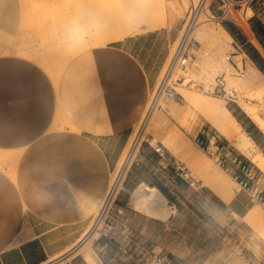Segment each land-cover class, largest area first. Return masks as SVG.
<instances>
[{"label": "rangeland", "instance_id": "374dc122", "mask_svg": "<svg viewBox=\"0 0 264 264\" xmlns=\"http://www.w3.org/2000/svg\"><path fill=\"white\" fill-rule=\"evenodd\" d=\"M20 1L23 10L22 21L14 22L13 34L6 44L0 47V54L24 56L40 64L38 60L28 56L29 52H35L47 58H57V66L60 69L62 66H65L64 69L69 68L70 62L81 51L106 45L123 37L117 36L111 40L109 37L112 33L118 35L127 32L125 35H130L152 29L150 24L160 22L157 27L165 24L168 12L166 0H122L125 4L119 3L118 0ZM196 1L197 4L194 5L193 0H185L189 16L173 49L175 52L186 33L190 14L200 13L202 17L196 27L194 26L190 37V42H194V45L187 65H180L182 72L169 83L175 93L180 91L178 97L172 98L164 91L156 114L134 152L122 186L105 218V222L112 226V232L109 236L99 235L91 245L92 252L97 255V244L103 239H112L116 251L114 258L118 264H264V219L245 214L229 190L232 189L235 194L242 190L263 211L264 206L197 143V135L204 126L218 131L222 137L228 139L208 116L204 104L206 100L227 106L239 122L248 124L247 128H253L251 118L259 124L253 111L249 112L247 106L254 109L258 117L264 120V95L259 94L264 85V75L255 71L253 80L245 76L253 65L264 73V0H258L259 2L252 6L253 10L245 5L244 16L240 14V7L237 5L222 6L218 0H207L204 5V0ZM135 3L144 5L147 15L142 17L134 10L128 19V13L133 11ZM89 8L100 13L94 11L95 14H90ZM102 10L104 11L101 12ZM105 10L108 15L112 13L114 16L122 12L126 14L127 19L119 23L120 26L113 32H100L99 26L96 28L93 22H98V19H101L99 23L102 22V13ZM83 11H86V14ZM83 16L86 20L89 18L93 21L95 17L96 19L90 23L89 20L83 21ZM163 17L164 21L161 22ZM78 24L84 26L85 32ZM204 26L213 29L216 35L220 34V38L214 40L209 37ZM222 26L234 32L233 34L229 30L233 38L229 39L222 33ZM97 29L98 32L95 31ZM97 39L100 42L98 44ZM225 54L237 61L238 68ZM63 73L64 71L59 85L55 83L59 94V119L63 118ZM166 77L162 78L163 81ZM186 79L187 82L184 83ZM153 98L154 94L151 103ZM259 126L264 130L260 124ZM242 131L253 140V136H261L258 132L252 135L241 124V129L234 131L232 139H228L229 144L253 161V153L264 154V141L262 147L254 140L248 148H244L237 139ZM134 134L136 135V131ZM151 145L160 149L161 159L165 157L163 163L159 162V157L155 155ZM143 147L148 151L150 158L148 164L143 163L141 167L135 161L138 160ZM178 162L187 164L193 172V178L190 180L194 181V185L182 193L174 187L176 176L185 180L176 169ZM258 168L264 178V170L260 166ZM131 169L132 174L142 180L137 187L126 192L125 181ZM145 185H158L170 196L167 202L174 213L169 219H159L136 206V202L148 192L144 189ZM174 191H177V194H173ZM122 194L126 195V201L120 204L118 199ZM155 219L162 221L160 233L154 223ZM144 227L145 231L141 232ZM143 235L147 239L144 242L141 240ZM130 239L136 245L132 251L125 252L121 245ZM137 243H140L141 247L138 248ZM71 256L72 254L65 262L71 260ZM63 260L65 259L56 264H64Z\"/></svg>", "mask_w": 264, "mask_h": 264}, {"label": "crops", "instance_id": "0c3cea01", "mask_svg": "<svg viewBox=\"0 0 264 264\" xmlns=\"http://www.w3.org/2000/svg\"><path fill=\"white\" fill-rule=\"evenodd\" d=\"M219 1L222 6H239L242 16L245 5L252 9L259 2ZM166 3L165 24L81 51L64 69L62 117L73 126L54 125L59 94L39 63L0 54V153L22 151L16 166L5 164V158L0 163V264H56L71 254L64 264H118L112 239L97 244L92 260L71 250L82 244L107 199L114 173L148 112L188 20L185 0ZM22 16L20 0H0V47ZM251 120L252 129L240 123L252 135H261L253 138L262 147L264 130ZM151 148L163 163L160 149ZM149 158L143 147L138 161L147 165ZM132 172L125 181L126 192L142 180ZM174 181L180 193L192 186L178 176ZM125 201L122 194L118 202ZM161 222H154L159 233ZM141 240H147L145 235ZM135 245L130 239L121 248L132 251Z\"/></svg>", "mask_w": 264, "mask_h": 264}, {"label": "bare ground", "instance_id": "6f19581e", "mask_svg": "<svg viewBox=\"0 0 264 264\" xmlns=\"http://www.w3.org/2000/svg\"><path fill=\"white\" fill-rule=\"evenodd\" d=\"M106 1L107 0H105V2ZM206 1L207 0H204V5L206 4ZM118 2L121 4H125V2H122V0H118ZM193 4L196 5L197 1L193 0ZM86 9H88V8L86 7ZM89 9L90 10H88V12L90 11L89 12L90 14L92 12L95 14L94 11H96L97 14L100 13V12H97V10H93V8H89ZM83 10H85V9H83ZM134 10H135V12L136 11L139 12L140 16H142V17L147 15L145 6L135 3L133 11L129 12L130 14L128 13V15H129L128 19L130 18V15L134 12ZM86 11H83L84 14H86ZM103 11L104 10H102L101 12H103ZM102 15H103V20L100 23H99V20H101V19L97 18L98 19V22H97V20L95 21L96 17L93 20L96 23L93 22L92 20H89V18H87V20H86L84 18L85 16H83L82 20L83 21L86 20V22L89 20L90 23L93 22L95 27L98 25L100 32H106V31L113 32V30H115V28H118L120 26L119 23H121L127 19L126 14H124L122 12L116 16H114V14L111 13V15H112L111 16V15H108V13H106V10H105V12L102 13ZM97 17H100V16H97ZM201 17L202 16L200 13L190 14L189 24L186 28V33H185L188 40H190V37L193 34V31L195 29L194 26L198 23V21L201 19ZM93 18L94 17H91V19H93ZM162 21H164V17L161 19V22ZM159 23L160 22L155 23V24H150V26L153 29V28H156ZM82 24H84V23L82 22ZM82 24H78V25H81V27H83V28H81V27L80 28L84 29L83 32H85L84 26L86 24H84V26H82ZM90 25H92V24H90ZM88 27L90 28V26H88ZM204 29L208 33V36L209 37L211 36L212 39L218 40L220 38L219 37L220 34L216 35V33L213 29H210L208 27L205 28V26H204ZM99 30L97 29L95 31L98 32ZM221 30L223 31L222 33H224L226 35V37H228L229 39L233 38L232 34L224 26L221 27ZM125 33H127V32H123V33H120L118 35H116L115 33H112L110 35L109 39L112 40L117 36H124ZM90 37H91V35H90ZM69 41H71V39ZM97 41H98L97 44L100 43L98 39H97ZM55 46H57V45H55ZM173 54H175V52H173ZM28 56L38 60L40 62V64L44 68H46L47 71L51 74L56 85H59L60 79L62 76V72L64 71L65 66L64 67L62 66L61 69L58 68V66H57L58 59L57 58H55V59L54 58H47V57H44V56L37 54L35 52H29ZM226 56L228 57L229 55L227 54ZM252 67L253 68L249 70L248 74L245 75L248 79L253 80L255 78L254 77L255 71H258L261 75H264L263 71L261 69H259L256 65H253ZM180 68H181L180 64L173 66L170 70H168L169 68L168 69L166 68L167 70L165 71V74L163 77H165V76H167V77L164 81L162 79L161 82L162 83L165 82V84L171 83L172 80L182 72V70ZM186 82H187V79L184 81V83H186ZM260 83H262V82H260ZM258 85H260V84H258ZM263 86L260 89V92H259L260 95H264L263 94V91H264ZM257 88H259V87H257ZM58 90H59V88H58ZM164 91L165 90H162L159 92V90H157L154 93V98L152 99V103H153V101H155V102L153 103V105H152V103L150 104L148 112L146 113L145 117L143 119H141L139 126L136 129V135L134 134V136L132 137L131 142L129 144V147L126 150L125 155L122 159V162H121L118 170L114 173L115 175H114L113 185L110 189V192L107 196V199L103 202L102 206L98 209V212L96 214L93 225L89 229L88 234L85 238L86 240H84V242L82 244H80L78 246V248L71 250V252H73V251H75L74 253L82 252L86 255V257L88 259H91V260L94 259L91 245H92L94 239H96L99 235H101V227L105 223V218H106V216H107V214H108V212H109V210L113 204V201H114V199L118 193V190L122 186V181L124 180V176L127 172V168L130 165L131 161L128 162L129 156L131 159L132 155H135L134 152L138 149V145L140 144L141 138L148 131L150 123L152 122V120L156 114V110H157L159 104L161 103V100H162L163 95H164ZM178 92H180V91H177L176 93L178 94ZM204 104H205V110L208 113V116L210 117V119H211L212 123L215 125V127L222 134H224L228 139H232V137L234 136L233 135L234 131L241 129V123L239 122L237 117L232 113V111L227 106H223L219 103H216L215 101L212 102V101L206 100V101H204ZM247 110L249 112L253 111L252 113H253L254 117L258 120L259 124L264 128V120H262L258 117L257 112L254 109H252L251 107L249 108L248 106H247ZM59 118H60V116H59ZM59 118L57 117L56 121L54 122L55 124L53 123L57 127H60V128L65 127L67 124L72 125V123L70 121H63V118H61V119H59ZM237 139H238V142L244 148H248V146L254 142V140L245 131H242L241 134L238 135ZM21 152L22 151H15V152L12 151V152H8L5 154L0 153V163H2L3 159L5 158V160H7L8 163L14 164L16 166L17 160H18L19 156L21 155ZM194 157H195V155H194ZM252 159H253V162L257 166L259 165L264 170V154L253 153ZM11 168H13V167H11ZM144 189L147 190L148 192H147V194H145L141 199H139L136 202V206L147 210L148 212L154 214L159 219H169L172 216V214L174 213V210H173V208H171V206L167 202L168 201L167 195L159 187H157L155 185H145ZM229 193L234 198L238 207L240 209H242L245 212V214H247L251 217H254V218L264 219V211L261 210L259 207H257L255 205V203L253 202V200L250 198V196H248L244 191L239 190V193L235 194V192L232 189H230ZM66 260H63V262H65ZM63 262H61V263H63Z\"/></svg>", "mask_w": 264, "mask_h": 264}, {"label": "built area", "instance_id": "2783aa9c", "mask_svg": "<svg viewBox=\"0 0 264 264\" xmlns=\"http://www.w3.org/2000/svg\"><path fill=\"white\" fill-rule=\"evenodd\" d=\"M193 45L194 42H190L185 35L176 48L169 68L171 69L178 64L186 66ZM229 59L232 61L233 65L238 68L237 61L233 57H229ZM239 71L241 73V69H239ZM158 88L157 90H159V92L165 90L166 94L172 98L178 97V94L175 93V90L170 87L168 83L165 84V82H161ZM154 102L155 101H153V103ZM197 143L205 149L225 171L230 173L241 187L249 191L252 197L264 206V178L257 165L251 159L237 152L230 146L228 139L222 137L218 131L207 126L202 127L199 131ZM133 156L134 155H132L131 159L129 156L128 162L132 161ZM135 162L137 165L143 166L141 161L137 160ZM176 169L180 176L194 185V181L190 180L193 178V172L187 164L178 162ZM111 232L112 226L105 222L101 227V236H109Z\"/></svg>", "mask_w": 264, "mask_h": 264}, {"label": "trees", "instance_id": "16d2710c", "mask_svg": "<svg viewBox=\"0 0 264 264\" xmlns=\"http://www.w3.org/2000/svg\"><path fill=\"white\" fill-rule=\"evenodd\" d=\"M226 29H227V28H226ZM229 30L234 34V32H233L231 29H229ZM229 30H228V31H229ZM230 31H229V32H230Z\"/></svg>", "mask_w": 264, "mask_h": 264}]
</instances>
